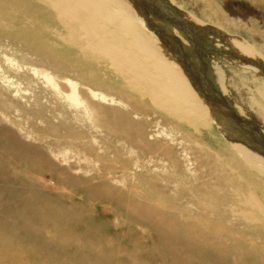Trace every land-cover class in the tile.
I'll use <instances>...</instances> for the list:
<instances>
[{
	"label": "rangeland",
	"instance_id": "1",
	"mask_svg": "<svg viewBox=\"0 0 264 264\" xmlns=\"http://www.w3.org/2000/svg\"><path fill=\"white\" fill-rule=\"evenodd\" d=\"M160 2L162 16L171 20L166 21L173 36L185 47L183 54L188 50L193 77L200 81L199 85L204 84L202 90L210 103L221 99L233 106L236 97L264 102V74L240 60L257 58L226 44L219 30H211L218 26L242 38L264 57V0ZM152 3L158 8L156 0ZM138 5L141 12L142 2ZM50 9L37 0H0V15L21 19L22 10H27L40 22L62 31ZM133 10L136 13L134 7ZM182 13L201 20L212 32L187 21ZM43 29L40 28L49 43L16 32L23 30L19 26L10 30L0 27V247L11 259H26L33 264H177L167 249L161 252L160 227L156 226L159 217H143L146 213L133 202H142L140 196H147L150 200L142 202L147 206L157 207L163 200L179 210H188L192 216L198 215V210L185 196L193 193L224 197L226 206L232 190L222 186V177L217 173L202 172L194 164L195 156L204 164L219 161L216 154L230 158V145L217 128L221 125L209 115L205 126L199 120L192 126L168 116L147 98L120 88L117 78L102 71V65L89 63L76 52L72 57L66 45L48 31L50 27ZM161 40L168 43L165 38ZM48 46L57 51L52 52ZM204 65L212 89L206 84ZM218 73L225 93L220 91ZM202 102L208 110L206 101ZM134 105H138V112L132 111ZM214 105L231 116L219 104ZM122 114L133 128L146 132L143 140L159 142L163 149L169 146L179 162L177 170L161 156L162 148L141 154L125 139L127 123L118 118ZM238 125L237 122L235 127ZM126 129L130 132V128ZM255 133L264 138V133ZM202 151L209 154V159H204ZM246 168L252 175L246 180L264 188V176ZM108 192L113 196H106ZM179 194L184 198L175 201ZM224 209L227 213L223 218H212L226 225L233 235L241 234L244 243L252 242L264 250V225ZM194 254L191 260L186 256L183 263L193 264ZM208 258L210 264L215 263L214 258ZM208 258L204 264H209Z\"/></svg>",
	"mask_w": 264,
	"mask_h": 264
},
{
	"label": "bare ground",
	"instance_id": "2",
	"mask_svg": "<svg viewBox=\"0 0 264 264\" xmlns=\"http://www.w3.org/2000/svg\"><path fill=\"white\" fill-rule=\"evenodd\" d=\"M37 1L51 8L49 11L52 12L57 25H60L63 34H61L62 31H57V29L50 25L47 26L48 24L45 22H40L37 20L35 14H32L31 12L29 13L27 10H22L21 13L23 15L21 16V19L17 17L13 18V16L9 14L0 15V20L1 18L2 20H5L4 22L0 21V27L5 30L13 29L15 26L22 27L23 30L16 32H21L22 34L26 33V36H32L43 42L46 37L42 34L43 31H41L40 28L46 30L50 27L48 31H53L56 39L66 45V49L72 52V57H75L74 52H76L79 54V57H83L87 62H94L93 64L100 67L102 65V71L117 78L118 83L121 85L120 88L128 90L132 94L147 98L154 107L166 113L168 116H171L176 120L184 121L192 126H194L196 124L195 122L199 120L200 123L203 122L204 124H202L205 126L209 124L206 120V116L209 115L216 121L215 123L221 125V127L217 125V128H219V131L230 145V152L232 154L230 158L223 159V157L216 154L214 156H216L219 161H214V164H204L200 160V157L195 156L194 164L197 168H200L202 172L210 170L214 174L217 173L222 177V186L227 187L228 190H232V193L227 196V198L229 197V201L226 206L223 204L226 200L224 197L212 195L198 196L193 193L191 196H188L189 194L185 196V198L191 201V204H193L198 210V215L192 216L189 214L188 210H179L176 205L165 204L163 200H158L160 205L157 207L150 206L149 204L147 206L142 203L145 202V200H150L147 196L148 199H146L145 196H140L143 199L142 202H133L140 204L139 209H141L142 213H146L143 217H153V215L159 217L160 220L157 218L156 226L160 227V246L163 248L161 252H163L164 249H167L168 252L172 254V257L176 260L177 264H184L183 259L186 256L191 260L194 252L193 264H204L205 258L208 257L215 259V263L211 264H264V250L262 248H257L252 242L249 244L244 243V238L241 234L236 233L233 235L226 225L223 226L220 224L221 222L212 218L214 215L223 218L227 213L224 209L226 208L231 212L234 210L240 212L243 219L247 221L264 225V188H257L251 182L246 180V177L252 176L246 167H250L256 172V174L264 176V138L262 135L260 136L255 133L256 131L262 134L264 133V102L261 103L255 101L250 97V99L247 100L236 97L235 101H233V106H231V104H228L229 102L224 103L221 99L220 101H216L217 99L214 100V104H219L221 108H224L227 112L229 111L231 116L229 114L227 115L223 109H220L212 102L210 103L208 99L205 98V92L202 90V85L204 84L202 83V85H199L198 83L200 81L197 82V79L195 80L193 77L195 72L193 71L194 68L192 69L193 65L191 66L190 64L191 61L188 57V50L183 54V50H186L185 47L176 38L177 36H173L171 26L166 21L167 19L162 16L161 10L164 9L160 2L161 0H156L157 4H155V6L158 7L156 9L152 6L154 5L152 0ZM139 1L142 2L141 12H139ZM150 3H152V5ZM131 4H133L134 9H136V13H134L135 11ZM7 5L9 4L7 3ZM13 7L17 8L15 5ZM158 9H160V11ZM182 14L187 21H191L194 25H197L200 28L204 27L203 22L195 18L193 15L186 13ZM137 20L139 22H137ZM204 29L208 30L207 32L210 30V28L207 27H204ZM211 30L213 32L219 30L220 39H222L223 42L230 44L233 47L236 46L240 51L253 54L257 60L264 63L263 55L254 46L247 43L242 38L230 35L218 26L214 28L212 26ZM163 32L167 34L169 33V35L165 37L162 35ZM160 37L161 39L165 38L168 43H164L159 39ZM49 48H51L52 52L57 51L52 47ZM189 51L192 52L194 50L192 48ZM175 55L179 58V62L181 61V64L187 68L186 70L177 61L178 58L176 59ZM196 58L197 57H195V59ZM203 67H205V65ZM202 71L208 88L212 89V85L209 82L210 78H208L206 72V67L203 68ZM216 78L220 91L225 93L226 88L221 74L218 73ZM216 88L217 87L214 89ZM195 90H197V92ZM199 95L204 101H206L209 112ZM262 97L264 98V94ZM225 104L229 105V108L224 106ZM138 110V105H134L132 111L138 112ZM118 116L119 119L127 123L126 128H130V132L125 128V139L129 143H132V145H135L141 154L147 152L152 153L154 149L162 148L159 147V142H148L147 140H143L146 132L133 128L134 125L125 114ZM116 120L115 117L114 121ZM237 122L239 125L235 127ZM246 128L255 132L248 131ZM222 151L224 153L226 150L223 149ZM202 153L204 154L205 160L209 159V154L203 151ZM160 154L169 161L172 168L177 170L179 162L172 155L169 146H165L164 149L162 148ZM233 159H236L235 165L231 166ZM112 193L114 194L113 191ZM111 195L112 194L108 192L106 196L110 197ZM182 198H184L183 195L179 194L174 197V200L179 201ZM239 205H243L244 208L239 210ZM133 211H135V208ZM132 217L135 216L132 215ZM52 218L54 219L53 216ZM225 220V222H227V219ZM78 243L76 245H78ZM10 254H12V252ZM92 255H94V253ZM208 262L210 264V260ZM135 263L136 262H134V264ZM0 264L33 263H30L26 259L14 258L13 260L10 255L0 247Z\"/></svg>",
	"mask_w": 264,
	"mask_h": 264
},
{
	"label": "water",
	"instance_id": "3",
	"mask_svg": "<svg viewBox=\"0 0 264 264\" xmlns=\"http://www.w3.org/2000/svg\"><path fill=\"white\" fill-rule=\"evenodd\" d=\"M164 17L167 19V21H171L168 17H166L164 15ZM240 60L245 63V64H249L251 66H254L258 69L261 70V72L264 74V63L260 60H257V59H249V58H246V57H240Z\"/></svg>",
	"mask_w": 264,
	"mask_h": 264
}]
</instances>
